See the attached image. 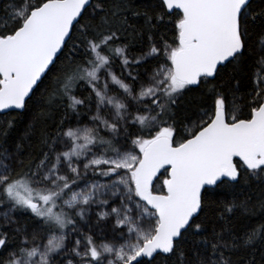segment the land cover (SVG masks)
Here are the masks:
<instances>
[{
	"label": "snow or ice",
	"instance_id": "snow-or-ice-1",
	"mask_svg": "<svg viewBox=\"0 0 264 264\" xmlns=\"http://www.w3.org/2000/svg\"><path fill=\"white\" fill-rule=\"evenodd\" d=\"M0 264H264V0H0Z\"/></svg>",
	"mask_w": 264,
	"mask_h": 264
},
{
	"label": "trees",
	"instance_id": "trees-1",
	"mask_svg": "<svg viewBox=\"0 0 264 264\" xmlns=\"http://www.w3.org/2000/svg\"><path fill=\"white\" fill-rule=\"evenodd\" d=\"M257 259H259V256H257Z\"/></svg>",
	"mask_w": 264,
	"mask_h": 264
}]
</instances>
